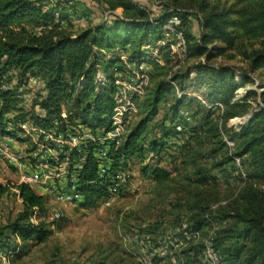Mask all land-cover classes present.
Instances as JSON below:
<instances>
[{
    "label": "trees",
    "instance_id": "16d2710c",
    "mask_svg": "<svg viewBox=\"0 0 264 264\" xmlns=\"http://www.w3.org/2000/svg\"><path fill=\"white\" fill-rule=\"evenodd\" d=\"M43 1L0 0L1 111H21L17 109L19 103L15 95L21 86H29L32 81L38 88L35 95L28 94L33 96L31 110H37L32 120L42 127L53 120H62V106L71 104L74 113L68 112L69 119L76 117L85 125L95 121L96 125H101L108 120L113 108L110 90L96 92L93 85L98 49L109 51L119 47L128 51L133 61L140 60L144 56L141 48L161 40V23L177 13L176 10L184 11L178 12L182 26L187 27L192 19L198 21L201 29L198 38L187 29L183 34L188 44L186 64L191 60L205 61L195 65L193 79L186 73L187 65L172 73V60L166 48H161L163 65L145 59L151 70L150 86L137 105L139 123L131 126L134 128L126 133L120 149L124 155L122 165H126L127 160L144 162L148 154L152 158H170L171 126L179 105L187 109L195 106L196 116L203 113V121L187 130L190 145L182 155L191 169L183 176L192 188L187 192L188 224L191 229L202 231V237L212 245L223 264H264V85L260 87L262 93L248 91L242 101L234 100L235 91L251 83L253 74L260 72L264 77V0H153L159 3L157 23L149 21L154 11L148 14L138 3L95 0L106 11L121 10L122 19L114 18L110 23L101 22L82 29H78L66 13L56 19L54 9L43 10L40 5ZM218 59L223 63L214 67L212 64ZM114 61L117 60L105 63L112 62L113 68L121 70L122 66ZM234 61L244 68L228 64ZM104 70L111 82L114 71L107 70V65ZM235 72L240 73L239 82L235 81ZM169 74L171 77L167 80ZM81 79L83 84L78 89L76 85ZM170 82L180 91L204 89V103L187 96L176 99ZM256 95L260 99L257 112L237 135L233 134L228 128L229 121L251 111L250 99ZM169 99L175 102L168 107L170 117L168 114L164 117L168 123L162 137L147 142L146 137H142L146 124L156 116L158 105L166 104ZM215 109L219 110L216 114ZM222 132L234 141L233 154L250 169L245 183L228 200L215 185L210 186L208 171L198 164L205 141L212 143L213 152L227 150ZM114 159L115 166L120 158L115 156ZM96 167L93 156H88L82 173L84 178L99 181ZM144 172L156 186L168 183L171 178L167 171L150 166ZM12 189L17 191L22 209L6 225L0 226V247L12 246L21 253L47 241L49 231L45 224L35 225L30 221L34 211L39 215L45 212L46 201L26 185H13ZM8 191L0 186V198ZM212 229L215 231L208 237ZM13 238L18 243H13ZM162 261L159 259V263ZM186 264L193 262L186 261Z\"/></svg>",
    "mask_w": 264,
    "mask_h": 264
},
{
    "label": "rangeland",
    "instance_id": "374dc122",
    "mask_svg": "<svg viewBox=\"0 0 264 264\" xmlns=\"http://www.w3.org/2000/svg\"><path fill=\"white\" fill-rule=\"evenodd\" d=\"M136 1L146 10L154 11V16H156L158 10L155 8L156 1ZM40 5L43 10L54 9L56 19L66 13L72 17V23L78 29L101 22L110 23L114 18L122 19L121 10L106 11L95 0H44ZM70 9H75V11ZM182 10L176 11L184 12ZM188 24L187 27L182 26L183 34L187 29L198 38L201 33L198 21L192 19ZM188 27H190L189 30ZM115 49L121 48L115 47L109 51L97 50L99 59L93 81L97 74H105L106 85L101 88L107 90H110L111 82L104 72L106 65L107 70L115 71L114 75L120 72L125 79L129 75L131 77L129 71L123 69V66L121 70L116 71L113 65L111 66L112 62L105 63L106 60H117L114 63L118 62L121 66L116 57L117 53L113 54ZM127 57L129 61L132 60L130 54ZM204 62V59L191 60L187 61V64L184 62L181 67L184 68L187 65L189 69L186 73L190 79H193L195 65ZM222 63L218 59L212 65L218 67ZM228 64L244 68L238 61ZM175 67L176 64L172 62V69ZM144 70L148 74L149 87L150 65L148 64ZM169 75L166 77L167 80L171 77ZM240 79V73L235 72V81L239 82ZM250 82L247 86L237 89L234 96L237 97L236 93L246 94L248 91H255L257 95L262 93L263 89L260 87L264 85V77L260 72L253 74ZM82 84L81 79L76 87L80 89ZM170 84L174 87V82ZM94 88L96 91V86ZM177 89L174 91L176 99H182L190 93L198 96L204 90L194 91L188 88L180 91ZM147 90L148 88L143 96L138 98L135 106L137 113L118 140L87 147V149H93L99 158L96 177L101 175L99 170L101 171L104 167L108 170L104 180L97 182L90 180L89 182H93L92 185L86 184L77 188L80 200L74 204L65 203L70 195L68 190L69 188L71 190V187H69V179L67 180L64 174H70L77 157L51 144V142L62 144L67 140L73 147L83 148L84 143L78 141L79 135L68 137L73 128L76 133L77 124L85 125L76 117L69 119L68 112L70 115L74 113L71 109L72 104L68 107L67 105L62 106V120H53L46 127L39 126L32 120V115L37 113V110H31L32 101L30 99L33 96L28 95L29 93L35 95L38 88L30 81L29 86H21L15 95L19 103L17 109L21 108V111L2 112L0 106L2 118L0 120V186L9 189L8 193L0 198V226L6 225L22 209L17 191L12 189L13 185H28L37 196L44 197L46 201L45 212L39 215L34 211L30 221L35 225L43 222L49 231L45 244L34 245L21 253L14 250L12 246L0 247V264H186V261L190 260L193 264H220L216 259V254L209 249L206 250L208 242L204 236L202 237V231L193 230L188 224L190 215L186 205L187 192L192 188L183 176L191 169L182 155L186 154L190 145L187 130L193 125H201L203 113L198 114L201 116H196L195 106L187 109L183 107V104L179 105L178 118L176 117L171 126L172 140H169L168 144V152L172 154L170 158H152L151 154H148L144 162L127 160V164L122 165L121 160L124 155L121 154L120 149L126 133L134 128L131 126L139 123L137 105ZM257 95L250 99L251 111L229 121L228 128L233 134L237 135L251 119L252 114L257 112L258 105H260ZM243 98L236 101H242ZM174 102V99H169L166 104L163 102L158 105L156 116L146 124L142 135L146 137L147 142L156 141L162 137L163 129L168 123L164 117L169 113L168 107ZM206 108L210 109L207 105ZM218 109L214 110V114L219 111ZM89 116L93 117L92 114ZM168 117H170L169 114ZM95 122L87 125L90 130L84 129V131L88 134L92 132L95 136V132L101 133L102 128H108L107 121L102 122L101 125H96ZM35 129H45L50 133L45 132L48 137L42 139L38 133L34 132ZM110 132L116 134L115 130H110ZM221 137L227 150L221 153L213 152L212 143L205 141L201 150L202 158L198 164L208 171L211 179L210 186L215 185L222 197L228 200L245 183L250 169L233 154L234 141L230 140L224 132L221 133ZM115 156H119L120 161L114 166ZM226 158L229 161L225 162ZM147 166L167 171L171 176L170 181L156 186L155 181L147 177L144 172ZM88 186L90 189L85 188ZM214 231L212 229L208 237H211ZM11 241L18 243L15 238ZM159 259L163 261L159 263Z\"/></svg>",
    "mask_w": 264,
    "mask_h": 264
},
{
    "label": "built area",
    "instance_id": "2783aa9c",
    "mask_svg": "<svg viewBox=\"0 0 264 264\" xmlns=\"http://www.w3.org/2000/svg\"><path fill=\"white\" fill-rule=\"evenodd\" d=\"M130 2L136 3V0H129ZM159 7V3L155 4L156 10ZM146 10V8H144ZM148 14L149 10H146ZM157 15L154 16V14L149 15V21L151 23H157L156 22ZM161 32L162 37L161 40L155 42L152 45H147L142 47L143 51V58L140 60L129 61L128 59V51L126 50H116L114 51V55L117 53L118 56H116L119 59V62L121 63V66H123V69H126L129 71V74H131L125 79L120 72L115 73L114 79L110 83V98L113 103V108L111 111V115L109 116L107 122V127L110 130H115L116 134L111 133L110 130L107 129H101V133L95 132V136H93L92 132L90 134L86 133L84 129L90 128L87 125H81L77 124L78 127L75 129L73 128L71 133L68 134V137L71 136H80L78 138V141L83 142V148L73 147L69 142L65 140L62 144H55L51 142L53 147H57L58 149H61L62 151H68L67 153L69 155L74 154L76 155L77 160L74 166H72V170L69 175L66 173L64 174V177L70 182L69 187H71V190L69 188L70 195L67 197L65 203L74 204L77 203V201L80 200L79 193L77 192V188H80L82 185H92L93 182H89L90 180H87L83 176V169L86 165L88 156H93V159L96 162V165H98L99 158L94 152L93 149H87V147H92L95 144L103 145V143L106 142H115L118 140L122 134L127 130L128 126L132 122L134 115H136V104L138 98L143 96L144 92L148 88V74H146L145 70L146 67H148V64L146 63V60H152L156 62L159 65H163V59L161 54V48H166L169 54V58L172 60L173 63L176 64V67L173 69L176 70L177 68L181 67L182 64H184L186 58H187V43L185 40V37L182 32V18L177 13L171 14L168 18H166L161 23ZM129 66H128V65ZM117 71V70H116ZM115 72V71H114ZM105 74H97L96 79L93 81V85L96 86V92H104L106 89L101 88L106 85V78ZM79 84V83H78ZM175 90L178 88L174 84ZM178 90V89H177ZM205 90L201 91L198 96L195 94H186L190 98H196L200 102L204 103L203 101V94ZM245 93H236L237 97L234 98V100H240L243 98ZM179 96V95H178ZM221 109V106H218ZM42 127V126H41ZM40 128V127H39ZM36 133L41 136V138H46L48 135L45 134V132H49L45 129H35ZM50 133V132H49ZM73 139H71L72 141ZM79 143V144H80ZM78 144V145H79ZM77 145V146H78ZM57 166V165H55ZM99 167V166H98ZM106 167L104 169L99 170V181L104 180V176L107 173ZM30 183V182H29ZM113 184V183H112ZM28 186V185H26ZM29 187V186H28ZM209 244V245H208ZM206 245V250L209 249L214 254L215 251L212 248V245L208 243ZM215 256L217 261L220 264H223L220 261V258L216 254Z\"/></svg>",
    "mask_w": 264,
    "mask_h": 264
}]
</instances>
